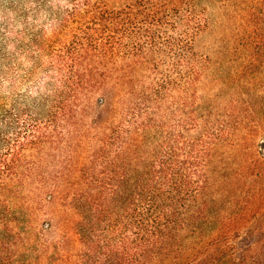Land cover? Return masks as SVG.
Masks as SVG:
<instances>
[{"label":"trees","instance_id":"1","mask_svg":"<svg viewBox=\"0 0 264 264\" xmlns=\"http://www.w3.org/2000/svg\"><path fill=\"white\" fill-rule=\"evenodd\" d=\"M208 10L0 0V264H264V156L249 143L236 194L212 175L218 148L260 131L236 89L264 67V0H241L222 101L200 90L218 61L200 48L218 43ZM15 39L43 113L2 95L17 86Z\"/></svg>","mask_w":264,"mask_h":264},{"label":"rangeland","instance_id":"2","mask_svg":"<svg viewBox=\"0 0 264 264\" xmlns=\"http://www.w3.org/2000/svg\"><path fill=\"white\" fill-rule=\"evenodd\" d=\"M201 2L209 7L208 13L213 19V29L209 41L213 42V40L217 38L218 43H207L206 48L203 46H200V48L206 53H209L213 61L217 60V58L218 61L216 65L213 64L212 71L209 77L205 78L206 80L201 85L200 90L204 97L209 98L210 95L213 96L216 94L218 96H215V99L222 101L226 92L224 90H227L230 85L225 83L226 79H217V76H227V73L233 70L232 67L235 69L239 68L232 66L236 63L229 62V56L234 52L233 48L235 45L233 42L235 41V35L239 32L238 27H240V30L243 29V26L239 25L241 0H201ZM44 19L45 16L42 15L39 20L41 24L45 22ZM30 21H33L32 18H30ZM13 24V30L17 33L27 26L25 20L19 18ZM28 28H30L28 30H31L32 27L29 25ZM19 48L20 44L16 42V39L8 47V50L13 53L9 61L18 65L17 70H19V73L17 86L12 87L11 85H5L2 90V95L9 97L12 92H15V102L23 104L28 109L37 108L38 112L43 113V106L40 102H35L31 96H27L31 89H35L34 84H31L29 79H23V76L28 72V68L32 66V60L29 55L20 54V51L14 53L15 49L18 50ZM221 57H224L223 61H221ZM260 68L261 71L256 74V78L250 85H246L245 88L241 85V87H239L240 90L236 89L243 93L244 99L252 100L253 106L255 107V111L251 117L253 120L252 123H254V128H258L260 131H258L254 140H248L247 142L242 139L236 146H223L216 150L215 159L212 163L215 192L220 191L224 192V194L232 192V194H236L235 191H239L237 188L244 184L245 181L243 176H246L247 172H251L247 171L245 168L248 158L247 149L250 148L249 143H251L250 145H252L254 150L259 151L264 156V132L262 131V128H264L262 127L264 126V67L262 68L261 66ZM41 74L42 72H38L35 73V76L40 77ZM45 90L46 89H44V91ZM233 95L234 91L226 96L228 98ZM29 206H32V203L26 206V212H29L31 209ZM57 235L59 236V234L50 233L47 237H43V240H40L39 244H35L31 251L37 253V249H39L42 253H47V240L53 242L58 239ZM1 238L2 236L0 235V239ZM42 243H45V246H43ZM71 248L72 252L76 250V247L71 246Z\"/></svg>","mask_w":264,"mask_h":264}]
</instances>
